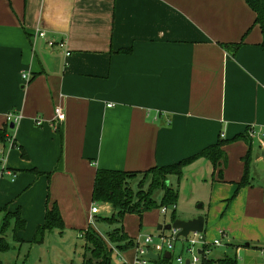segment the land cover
Here are the masks:
<instances>
[{"label":"crops","instance_id":"0c3cea01","mask_svg":"<svg viewBox=\"0 0 264 264\" xmlns=\"http://www.w3.org/2000/svg\"><path fill=\"white\" fill-rule=\"evenodd\" d=\"M254 19L245 0H0V210L25 219L18 242L32 239L53 203L60 234L99 232L89 223L98 169L168 165L241 134L215 167L199 158L183 169H208L210 192L204 211L177 217L203 214L205 236L217 223L214 255L264 264V51ZM55 106L65 114L58 124ZM8 112L20 116L13 128ZM247 154L248 183L238 187Z\"/></svg>","mask_w":264,"mask_h":264},{"label":"rangeland","instance_id":"374dc122","mask_svg":"<svg viewBox=\"0 0 264 264\" xmlns=\"http://www.w3.org/2000/svg\"><path fill=\"white\" fill-rule=\"evenodd\" d=\"M255 148V144H253ZM261 152V150L259 151ZM250 170V169H249ZM260 174L264 175V171L259 170ZM218 175V172H217ZM156 176L146 175L143 176L141 173H138L134 178L129 180L126 185L127 195L126 198L131 199V203H135L138 200V197L143 195L150 196L157 203H159L162 194L164 193V189L161 186L155 185L153 183V179ZM157 178V177H156ZM211 180L208 169L205 167L200 169L191 168L185 171V174L181 176L178 180L175 175H166L165 184L167 186H171L172 188L178 191V199L175 205H166V212L161 213L160 207L153 208L151 210L145 211L141 214L138 213H125L120 222H114L112 224L106 223L104 221L99 220L100 216L104 217V215H99L94 219L95 228L101 233L94 230L93 234L96 236L100 235L101 239L104 240L106 244L107 250H111V258L110 264H123V262L132 263L134 258V247L129 248L125 251H117L118 245H131L130 242H134L135 240H140L141 237L145 235H152L154 237V244L158 247L160 246V240L157 238L158 234L168 235L170 232L168 230L159 231L158 233V225H165L167 223H171L173 220L172 212L175 209V219H182L177 217L182 211L188 212L189 210H195L197 212H202L206 209L207 204L204 201L205 197L209 195V186L205 185ZM251 180V179H250ZM158 181V178H157ZM162 181V178L159 179ZM260 181L264 183V176L260 178ZM206 182V183H205ZM232 199L227 200V204L231 203ZM261 202L264 204V196L261 198ZM203 203V208H201ZM210 203V202H209ZM243 203V199H239L238 206ZM97 206H101L103 202H96ZM211 207V203H210ZM215 207V206H214ZM227 207V206H226ZM111 212L107 213L108 216L111 215L113 209L112 206ZM216 209V208H215ZM239 209V208H238ZM212 216L217 219L215 216V210L211 207L209 208ZM100 213H104L103 209L99 210ZM3 214H0V225L2 222ZM203 215V214H197ZM194 216V217H196ZM193 218V217H192ZM241 221H249L250 219L247 216H244V213L240 214ZM184 220V219H183ZM103 222V223H101ZM101 223V224H99ZM213 224V223H212ZM211 224V225H212ZM217 223L215 222L212 226H206V238L215 235L210 234L211 231L209 227L216 229ZM87 228V227H86ZM85 228V229H86ZM13 229V220L10 221V224L7 230L0 234L3 236L7 242L8 248L6 250H0V264H82L83 263V253L85 252V241L80 237L78 232L75 230L65 229L63 233H59L58 230L54 229L47 232L44 235L43 241L41 243L35 244L29 241L18 242L14 239ZM114 232V236L112 239L108 237L107 233L110 231ZM209 231V232H207ZM17 236V235H16ZM217 237V236H216ZM215 237H212V239ZM111 239V240H110ZM224 243V240L222 239ZM175 243V248L171 253V258L168 262H163L162 256L163 253L159 256L156 261L149 260L147 264H178L176 262V257L179 255L187 258L188 254L183 249V246L186 245V242H183L178 238ZM131 247V246H130ZM242 247V246H241ZM243 245V250H244ZM215 249H217L215 247ZM231 253V252H230ZM244 254V252H241ZM222 256H226L234 259L233 256L223 254ZM235 260V259H234ZM93 264H96L93 261Z\"/></svg>","mask_w":264,"mask_h":264},{"label":"trees","instance_id":"16d2710c","mask_svg":"<svg viewBox=\"0 0 264 264\" xmlns=\"http://www.w3.org/2000/svg\"><path fill=\"white\" fill-rule=\"evenodd\" d=\"M250 9L255 13L254 23L259 25L262 33V40L259 46L264 51V0H245ZM241 42L234 43L231 45L233 51L236 50ZM6 129H8V124L0 129V142L6 139ZM243 137L241 134H237L231 139H222L219 137L216 142L209 144L208 146L201 149L199 152L194 153L188 157H185L175 163L162 165V166H152L143 171H121V170H107L98 169L95 173L93 189H92V200L93 202H103L108 203L112 206V213L109 216L100 217L99 220L106 223L112 224L114 222H120L125 213H138L140 216L143 212L151 210L156 207L175 205L178 199V191L171 186L165 184L166 175H175L179 180L183 174V169L189 164L193 163L199 158L207 159L213 167L216 166L218 161L223 158V145L229 141ZM14 145V143H12ZM21 156H25L24 151L21 150ZM138 173L143 176L153 175V183L157 186H161L164 189V193L160 198L159 203H157L150 196L143 195L138 197L135 203H131L130 198H126L127 188L124 186L132 178H134ZM248 173H249V154H247L243 173L241 180L238 182L237 186L241 187L248 183ZM162 178V181L159 179ZM236 195V191L231 197ZM4 212L2 222L0 225V234L7 230L10 221L13 220V233L15 241H21L17 238L16 233L25 228L26 221L20 216L19 210L16 209L13 212H7L5 208L0 210ZM172 220L175 219L174 210L172 212ZM64 228L63 220L60 215L57 204L53 203L51 207H47L44 215V220L41 224H38L35 228L32 239L29 241L31 243H41L43 241L44 235L51 230H58L62 232ZM94 229L89 225L84 230H80L78 233L81 238L85 241V252L83 253V263L82 264H110V258L112 251L107 250V246L104 240L101 239L100 235L96 236L93 234ZM114 232L110 231L107 233L108 237L112 239ZM110 239V240H111ZM131 245H118L117 251H125L129 248L134 247L135 243L130 242ZM131 246V247H130ZM8 248L7 242L3 236H0V250H6ZM171 258V257H170ZM170 258L162 257L163 262H168ZM156 261V260H153ZM202 264H236L235 260L226 256H214L213 258L202 260Z\"/></svg>","mask_w":264,"mask_h":264},{"label":"built area","instance_id":"2783aa9c","mask_svg":"<svg viewBox=\"0 0 264 264\" xmlns=\"http://www.w3.org/2000/svg\"><path fill=\"white\" fill-rule=\"evenodd\" d=\"M37 35L43 39H45V43L50 48H56L59 50L65 49V43L62 40H53L46 37V33L42 30H38ZM68 54V52H65ZM21 77L24 81H28L29 74L28 73H22ZM64 112L60 106L54 107V117L57 121V124L62 122L64 119ZM20 119L19 114H14L12 112H8L6 114V122L7 123H15ZM254 134V130L252 127H249L247 131V135L249 137H252ZM5 172H8L5 167L2 166L0 162V176L4 174ZM161 213L166 212V206L160 207ZM99 214V206L96 204H93L90 207L89 210V223L91 225L94 224V217ZM170 233L168 235H162L158 234L157 238L160 240V246H156L154 244V237L152 235H145L140 238V240H135L134 245V258L132 263L123 262V264H147L149 259L145 257V254L148 249H150L153 253L158 254L160 256L163 253V256L165 255V252L168 251L171 257V253L175 248V241L178 240L176 238V230H170ZM183 242H186V245L183 246V249L188 254L187 258H184L182 256L176 257V262L178 264H186V261H188V264H202V260L213 258L214 253L213 249L215 247L221 246V240L220 238H213L211 240L207 239L203 232L201 233H195V234H189L186 239L180 238Z\"/></svg>","mask_w":264,"mask_h":264},{"label":"water","instance_id":"95a60500","mask_svg":"<svg viewBox=\"0 0 264 264\" xmlns=\"http://www.w3.org/2000/svg\"><path fill=\"white\" fill-rule=\"evenodd\" d=\"M13 123L9 124L10 128H13ZM204 216L198 215L189 219H174L171 223L165 225H158V230H176V238L186 239L189 234L201 233L204 230ZM247 245V244H246ZM145 257L149 260H157L158 254L153 253L150 249L147 250ZM165 258H170L168 251L165 252ZM188 264V261H186Z\"/></svg>","mask_w":264,"mask_h":264}]
</instances>
